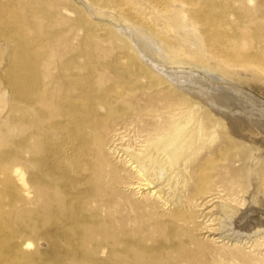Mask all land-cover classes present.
<instances>
[{
  "label": "rangeland",
  "instance_id": "374dc122",
  "mask_svg": "<svg viewBox=\"0 0 264 264\" xmlns=\"http://www.w3.org/2000/svg\"><path fill=\"white\" fill-rule=\"evenodd\" d=\"M183 74L264 107V0H0V264H264V110L232 134ZM167 110L209 127L139 186Z\"/></svg>",
  "mask_w": 264,
  "mask_h": 264
},
{
  "label": "bare ground",
  "instance_id": "6f19581e",
  "mask_svg": "<svg viewBox=\"0 0 264 264\" xmlns=\"http://www.w3.org/2000/svg\"><path fill=\"white\" fill-rule=\"evenodd\" d=\"M179 9V8H178ZM180 10V9H179ZM178 11V10H177ZM179 14L181 13L180 11L178 12ZM182 14V13H181ZM177 15V16H176ZM174 16V18L172 19V23H171V28H173V30L175 28H180V26L183 25V23L185 22L184 21V18L181 17V16H178V14H176ZM183 16V15H182ZM185 24V23H184ZM178 30V29H177ZM148 39V38H147ZM198 39V38H197ZM196 39V37H194V43L197 44L198 43V40ZM186 40V39H185ZM190 40V38H189ZM132 41V40H131ZM146 41V40H144ZM152 41V40H151ZM155 42V41H153ZM141 46H143V48L147 49L148 51H151L153 48V46L151 45V47L149 46V44L141 41ZM159 45V44H157ZM158 47V46H157ZM156 47V48H157ZM160 47V46H159ZM158 47V48H159ZM155 48V47H154ZM157 48V49H158ZM144 49V50H145ZM146 50V51H147ZM155 51V50H154ZM159 51V50H158ZM157 52V51H156ZM155 53V52H153ZM166 53V52H165ZM178 53V51L176 50L175 51V54ZM167 54V53H166ZM169 54V53H168ZM146 56V55H145ZM170 57V56H169ZM176 58V57H175ZM173 59V58H172ZM171 59V60H172ZM173 61V60H172ZM191 70V69H190ZM220 70L221 71H227L228 73H230V75L232 74V71H230L229 69H225V67L223 66H220ZM226 72V74H227ZM247 72H250V74L252 75H256L257 73L252 69L250 71H247ZM184 73V72H183ZM195 74H197L196 72H194ZM199 73V72H198ZM170 74H173V72H171ZM176 74V73H175ZM180 74V73H179ZM192 75V77H189V79H185V77H182L184 76L181 75V78H176L180 83L181 85H191L194 83L196 85H198L200 88H204V90L207 91L208 95H210V97H212V99L214 100V107L213 108H217V113L219 112V118L217 117V122H221L224 123V124H220L221 126L223 127H227L228 125L230 126H233V128H230L229 127V132H231L232 134L234 133V129H235V126L237 127H246L248 126V121L251 123V126L252 124H257V121H254L253 120V117L255 118H260V112L264 110V107H259L257 106V101H255L254 98L252 97H247L246 98V95L243 93V94H237L235 91V93L233 91H230L231 89L228 88V84L225 83L224 81H221L219 80L218 78H213V77H202V76H199V75ZM234 74V73H233ZM211 76V74H209ZM241 75V74H240ZM244 75V74H243ZM170 76V75H169ZM179 76V75H178ZM186 76V75H185ZM188 76V74H187ZM205 76V75H204ZM216 76V75H215ZM245 76V75H244ZM248 76L249 73H248ZM259 76V75H257ZM256 76V77H257ZM172 77V76H171ZM241 77V76H240ZM252 77V76H251ZM185 79L186 81L182 84L183 80ZM187 78V77H186ZM258 78V77H257ZM261 81L264 82V78L260 77ZM181 79V80H180ZM170 82V81H169ZM244 82V81H243ZM239 83V82H238ZM252 84V83H250ZM178 85V84H177ZM235 85V84H234ZM255 86V85H253ZM252 86V87H253ZM191 87V86H190ZM254 88V87H253ZM257 90V89H256ZM200 95V94H199ZM249 95V94H248ZM251 99V100H250ZM246 103H250L249 105H245ZM212 104V105H211ZM210 105L213 106V103H211ZM262 105V104H261ZM172 109V108H170ZM235 109V110H234ZM238 109V110H236ZM255 110H258V111H255ZM168 111V110H167ZM171 110H169L168 112H170ZM173 111V109H172ZM199 111V110H198ZM166 113L164 115V118L165 120H168L169 123L171 125H178V122L175 120L177 117H178V114L176 112H170V113ZM193 112V111H192ZM191 112V113H192ZM195 112V111H194ZM193 112V115L197 112L194 113ZM244 112H249L252 114L251 117H245L243 118L241 116V114H246ZM199 113V112H197ZM211 113V112H210ZM188 114V113H187ZM214 114V113H213ZM212 114V115H213ZM218 115V114H217ZM262 115V114H261ZM181 116V115H180ZM185 116V115H184ZM184 116H182L184 118ZM216 116V115H214ZM188 117V115H187ZM194 117V116H193ZM190 119H192L190 116H189ZM193 120V119H192ZM206 120V119H205ZM167 121V122H168ZM172 121V122H171ZM174 121V122H173ZM179 121V120H178ZM199 121V120H198ZM188 122V121H187ZM193 123L195 121H192ZM200 122V121H199ZM216 122V121H215ZM216 122V123H217ZM261 122V121H260ZM227 123V124H226ZM259 123V122H258ZM183 126L182 127H176L174 126L175 128H170L168 131L164 132V136L166 138V141L163 143V144H157V145H151L148 147V150L144 153L143 155V158H139V159H136V161L134 163L137 164V171L135 172L136 173V177L134 176L135 180L137 181L136 184H138L139 186H143V187H147V188H150L149 186L151 184H154L156 182L159 181V178H156L155 181L151 180L149 178V176L147 175V173L145 172V162L147 160V156L149 155V153L151 155L153 154H156V155H161V156H167V158L169 160H171V162L173 164L177 163L178 159H181V157L183 156V154L181 153V149H180V142L178 141H185L187 142L188 140L187 139H190L192 137H195V139L197 137H202L206 131V129L209 127V125L205 122H202L201 123V126L196 129L194 128L193 126H189L188 127V123H185L183 122L182 123ZM195 124V123H194ZM218 124V123H217ZM156 125V124H155ZM219 125V126H220ZM261 125V124H260ZM170 126V125H169ZM199 126V125H198ZM258 126V125H257ZM160 127V126H159ZM197 127V126H196ZM236 127V129H238ZM158 128V127H157ZM243 128V129H244ZM248 128V127H247ZM223 129V128H222ZM228 129V128H227ZM146 130V127H143V131ZM239 130V129H238ZM147 131V130H146ZM248 131V130H247ZM237 132V131H236ZM240 133V131H239ZM242 133V132H241ZM203 134V135H202ZM238 134V132H237ZM191 140V139H190ZM197 140V139H196ZM196 142V141H195ZM192 143V142H191ZM190 145V143H189ZM184 146V145H183ZM181 150V151H180ZM164 164L162 162H158V171H161L162 172V168H163ZM248 167V165H246ZM135 168V167H134ZM247 171V170H246ZM134 174V173H133ZM160 174V173H159ZM247 174V173H246ZM163 175V174H162ZM158 176V175H157ZM250 185V184H249ZM161 198V197H160ZM150 200V199H149Z\"/></svg>",
  "mask_w": 264,
  "mask_h": 264
}]
</instances>
